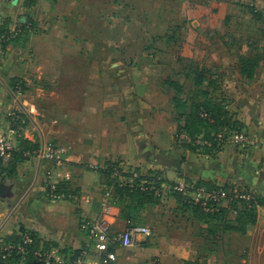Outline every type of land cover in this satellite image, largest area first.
<instances>
[{
  "label": "rangeland",
  "instance_id": "374dc122",
  "mask_svg": "<svg viewBox=\"0 0 264 264\" xmlns=\"http://www.w3.org/2000/svg\"><path fill=\"white\" fill-rule=\"evenodd\" d=\"M38 1L45 3L35 10L34 18L37 21H29L32 22V39L26 44L27 47H24L22 36L30 32L22 31L18 39L21 55L28 62V69L23 74L27 80L18 78L24 81L23 91L13 92V85L8 82L13 92L9 98L21 100L27 106L29 116L20 106L3 108L7 111L16 109L25 114V134L45 132L46 140L48 133H57L58 138L50 143L64 146L67 152L71 149L83 153L87 150H84L85 145L93 146L95 143V146L98 145L95 147L96 153L106 159L116 155V148L123 139L121 134L154 132L165 121L172 119L176 122L175 128L172 127L170 131L173 132V144L181 150L192 146L194 153L209 158L218 153L221 146L183 142L178 137L184 131L179 129L177 118L178 112L184 114L190 111V102L204 99L206 95L203 91H207L208 96L222 102L233 120L243 124L240 130L233 127L231 130L222 129L221 132L225 133L217 142L227 139L228 143L236 144L233 146L237 150L253 145L248 137L249 143L242 145L232 135L235 132H252V123L260 120L261 116L264 122V0ZM51 1L53 10L49 11V15H44ZM250 7L261 12L259 19L253 16ZM226 15L230 17L227 21L224 20ZM16 27L8 28L13 30ZM249 41L253 44L248 45ZM256 51L263 54L262 61L253 79L245 81L238 73L239 54ZM197 64L205 72L201 86L193 84V72L189 71ZM166 78L176 80L181 88L164 84ZM210 78L214 81L213 86H210ZM173 97L182 98L185 105L175 107ZM174 124L170 122V125ZM22 160H28L33 166H42L39 182H46V170H51L52 165L55 168V164L46 161L49 163L47 168L42 163L45 160L40 161L41 164L36 158ZM117 165L122 172L134 169L124 163L118 162ZM57 166L63 168L62 163ZM64 170L58 172L62 174ZM81 172L85 178L84 184L91 187L101 179L96 173ZM137 172L148 173L146 170ZM75 176L78 177V174ZM60 178L56 176L57 180H52L56 182V189L63 183L65 190L55 191L61 196L49 195L45 190L42 191L44 197L52 202L78 201L83 192L78 180ZM187 180L190 187H195L196 180ZM246 182L229 188L249 192L255 200L250 187L259 189V186L248 180ZM29 186H23V193ZM161 187L163 191L159 201L168 197L164 206L157 207L153 203L151 208H145L141 212L143 218L136 224L149 226L166 219L168 228L165 236L177 240L175 231L180 225L173 217V208L179 207L174 201L176 196L168 192L169 183L164 182ZM103 193L104 187L102 196ZM25 202L23 204L26 205ZM6 219L2 223H6L4 228L10 224ZM122 220L119 216L115 219L111 232L124 228ZM40 241L44 245H55L41 238ZM139 247L113 249L117 254L115 264L119 257L126 264L130 258L138 260L147 256ZM94 257L88 256L89 259ZM131 262L140 264L136 260Z\"/></svg>",
  "mask_w": 264,
  "mask_h": 264
},
{
  "label": "crops",
  "instance_id": "0c3cea01",
  "mask_svg": "<svg viewBox=\"0 0 264 264\" xmlns=\"http://www.w3.org/2000/svg\"><path fill=\"white\" fill-rule=\"evenodd\" d=\"M44 3L45 1L39 3L38 0H0V26L12 28L31 19L37 21V18H34L35 13L38 6L42 7ZM50 3L52 5L48 3L44 15H49V11L53 10L51 6L54 4L52 1ZM32 37L31 32L22 36L24 47ZM18 39L2 48L0 52V131L8 122V111L3 108L11 105V107L20 106L24 113L28 114V108L21 100L9 98L14 91H11L12 87L8 82L11 84L15 78L27 80L23 74L28 69V62L27 58L21 55ZM30 51L31 48L28 52ZM170 120L175 124L170 125L167 121L162 124L161 121L162 125L154 129V132L121 134L122 143L116 148V155L108 157L110 159H103L96 153L95 149L98 145L95 146V143L93 146L85 145L84 150L86 148L87 150L83 153L69 149L67 158L62 162L63 168L57 165L54 168L52 165L50 172L52 179L59 176L60 179L71 177L73 181L78 180L80 190L83 191L78 201L52 202L44 197L42 191H45L47 182H39L42 166H33L28 160H17L9 166L3 163L5 166L0 173V181L10 184L12 193L10 196H0V236L5 239L10 234L26 229L33 230L43 241L54 243L64 249L69 248V251L84 247L87 244V237L79 229L80 222L84 218H94L98 215L104 197L101 191L105 186L104 182L102 184V177L99 179L101 175L88 165L114 159L121 160V163L129 168H136L139 171L157 170L170 182L190 178L197 182L210 183V186L222 184L235 186L247 183L248 180L258 184L259 189L250 187V190L254 196L260 197L262 202V204L255 202L252 207V221L240 227L236 221L237 211L226 198L220 202V206L225 210L224 218L221 220L219 217L210 221V224L199 222L193 211L189 207H181L175 198L174 201L179 207L173 208L175 211L173 217L175 221H179L178 225H180L175 231L176 236L178 235L177 240L165 236L164 232L166 233L165 230L168 228L166 219L158 220L159 223L153 222L148 226L151 229L150 237L146 240L141 238L140 243L133 246V248L140 246L139 249L147 256L140 257L138 260L130 258L126 264H131L133 260L140 264H150V262L151 264H264V122L262 116L260 120L252 123L253 131L245 134L248 139H251L250 142L253 145L238 151L234 147L236 144L222 139L213 146H221V150L210 155L209 158L194 153L192 146H188L189 148L185 150H181L178 145L175 146L172 141L173 132L170 131L172 127L175 128L176 122ZM179 121L181 122L180 118ZM164 130L167 132H163ZM199 135L202 136V133ZM45 136V132H26L28 141H37L39 144H51L50 142L58 138V134L54 132L48 133L46 140ZM248 143L249 140L246 145ZM42 163L48 168L49 163L46 161ZM63 169L65 170L60 174ZM58 170H61L60 173ZM83 170L96 173L99 177L94 187L84 184L85 178L81 174ZM75 174H78V177ZM25 184L30 186L26 193H23ZM167 198L155 202L154 205L164 206ZM24 201L26 205L23 204ZM154 205L146 204L143 210ZM117 217L118 208L115 207L114 222ZM4 219L10 221L5 228L6 223L2 225ZM122 222L125 226L132 224L124 220ZM209 227L210 233H208ZM4 233H6L5 236ZM117 264H123L120 257Z\"/></svg>",
  "mask_w": 264,
  "mask_h": 264
},
{
  "label": "built area",
  "instance_id": "2783aa9c",
  "mask_svg": "<svg viewBox=\"0 0 264 264\" xmlns=\"http://www.w3.org/2000/svg\"><path fill=\"white\" fill-rule=\"evenodd\" d=\"M9 31L13 34L17 33V27ZM7 34L0 33V46L6 40ZM20 89L19 86H16ZM17 93V91H15ZM201 116L208 117L207 112L201 111ZM8 122L6 127L0 131V164L6 163L13 159L14 151H20L24 158H36L38 162L45 160L55 165L62 163L65 160L67 149L64 146H56L54 144H39L37 148H23L18 145L19 139H27L24 133L26 116H22V111L13 109L7 112ZM181 132L178 137L187 144L200 143L201 145H210V142L202 138V136L192 137L186 133L182 135ZM225 132H219L218 138H221ZM233 139L236 142L245 144L248 142L247 136L241 132H235ZM88 167L96 168V165L89 164ZM93 170V169H92ZM116 176L119 184H127L130 188L138 187L140 189H153L155 194L162 195V187L158 189L155 187L153 180H148L142 176L135 169L130 171L129 176H123L117 172L113 173ZM46 190L49 195L60 197L56 193V182L52 180L50 169L46 170ZM142 177V178H140ZM68 178V177H65ZM160 180L159 176H156ZM164 182H160L162 186ZM169 190L176 191L187 198V200L198 205L205 212H211L215 207L225 198V191L222 189L206 190L203 186L190 187L186 181H177ZM234 190V197L248 200L250 195L248 193H241ZM169 192V191H168ZM112 195V190L109 186H104V197L101 209L98 215L94 218H84L80 222L79 229L85 233L87 237V244L78 249V251H65L56 245L45 247L40 245L38 248L32 249V237L28 233H24L21 242L13 243L6 242L0 236V255L1 260L5 262L6 258L12 253L19 254L21 260H24L26 254L32 253L36 259L42 264H115L117 248H130L140 243L141 238H146L151 235V229L142 224H129L117 233L111 232V226L114 222L115 205ZM89 255L95 257L89 259Z\"/></svg>",
  "mask_w": 264,
  "mask_h": 264
},
{
  "label": "trees",
  "instance_id": "16d2710c",
  "mask_svg": "<svg viewBox=\"0 0 264 264\" xmlns=\"http://www.w3.org/2000/svg\"><path fill=\"white\" fill-rule=\"evenodd\" d=\"M251 12L253 16H255L256 19H259L261 16V12L257 11L255 8L250 7ZM230 17L228 15L225 16L224 20L227 21ZM26 21L24 24L17 25V33L13 34L9 31L8 27L0 26V33H6L7 38L2 43V48L6 46L7 43L15 42L23 32H30L32 28V22ZM23 31V32H22ZM232 37V36H231ZM83 39V38H82ZM235 42V41H234ZM227 43V42H226ZM248 45H252L253 42H248ZM263 54L260 52H253L251 54H239V64L238 69L241 76L245 77L246 79H252L254 77V74L256 73V69L259 66L260 61H262ZM190 72H193V84L195 86H201L204 78V71L202 70V67L197 64L194 67H190ZM170 85L176 89H180L181 86L178 84L176 80H172L170 78H166L164 81V84ZM214 81L210 78V86H213L212 84ZM24 81L20 80L18 78L13 79L12 85H13V91L21 92L23 91L24 87ZM16 86H19L20 89H17ZM203 93L206 95L204 99H199L196 102H190V111L184 112V114H181L178 112L177 118L183 119L182 123L179 124V129L183 130L184 133L195 137V135L202 133V138L206 139L210 142V146H215L218 142V136L217 134L222 131V129H230L233 127L236 130H240L243 126L241 122L238 120H233L229 112L225 109V106H223L222 102L219 99H216L208 96L207 91H203ZM174 102H176L175 107H183L185 105V101L182 100V98L173 97ZM205 111L208 114V117L201 116L200 112ZM22 116H25L24 113H22ZM231 124V125H230ZM232 128V129H233ZM52 144V143H51ZM18 145L23 148H37L39 146V143L36 142H30L27 139H19ZM55 145V144H54ZM24 157L22 156L20 151H14L13 153V159L9 160L8 162L4 163L6 166L16 162L17 160H22ZM25 159V158H24ZM121 164V161H112V160H105L102 163H96V168H91L94 171H96L99 175H101L104 185H107L112 190V195L114 199V205L116 208H118V216L122 218L127 223L136 224L137 221L141 220L143 218L142 210L145 207L146 204L155 203L159 201V197L162 195L155 194L153 189H140L139 186L130 188L127 184H119L117 178L113 173L117 172L120 175L123 176H129L130 171L125 170L121 171V167H118L117 163ZM3 164H0V173H2V169L4 168ZM131 169V168H130ZM133 170V169H131ZM137 171V169L135 168ZM154 174V175H152ZM157 175L159 174V171L157 170H149L148 173L142 177L147 178L148 180H153L155 183V187L158 189H161L160 182H167L171 186L175 182H169L166 179H164L161 175L160 180L155 179ZM140 177V178H142ZM184 181H188L185 179ZM204 186L206 190H212V189H222L225 191L226 195L225 198L230 202V205H232L236 211H237V224L240 227H243L250 221H252V211H253V205L255 202L258 204H262L260 197H256L255 200L252 198L253 196L250 195L249 192L239 191L241 193H249L250 199L245 200L241 198L234 197V191L233 189L229 188L228 185L222 184V185H212L210 186V183L207 182H197L195 184V187L197 186ZM64 189L63 183H60L56 189L57 192H60V190ZM65 190V189H64ZM169 193H171L173 196H176V199L181 204V207H189L195 216V218L199 222L208 223L210 224V221H213L217 218H221V220L224 218V212L223 208L220 206V203L215 207L211 212H205L202 210V208L198 205H194L190 203L187 198H185L184 195L169 190ZM238 204V205H237ZM141 217V218H140ZM24 233L30 234L32 237V245L30 248L35 249L38 248L40 245L49 247L52 244H46L44 245V242L40 241V238L36 235V233L33 230H26L22 229L19 233H13L8 235L4 240L6 242H13L18 243L21 242L22 236ZM117 233V232H114ZM208 233H210V227L208 229ZM150 236L146 237L149 238ZM42 243V244H40ZM145 243V242H144ZM65 251H69V248L63 249ZM71 252H77L78 249L70 250ZM0 264H42L39 262L35 256L30 252L26 254V257L24 260H21V257L19 254L12 253L10 256H8L3 262L1 260L0 255ZM159 264V263H154Z\"/></svg>",
  "mask_w": 264,
  "mask_h": 264
},
{
  "label": "water",
  "instance_id": "95a60500",
  "mask_svg": "<svg viewBox=\"0 0 264 264\" xmlns=\"http://www.w3.org/2000/svg\"><path fill=\"white\" fill-rule=\"evenodd\" d=\"M11 193V185L0 181V196H10Z\"/></svg>",
  "mask_w": 264,
  "mask_h": 264
}]
</instances>
